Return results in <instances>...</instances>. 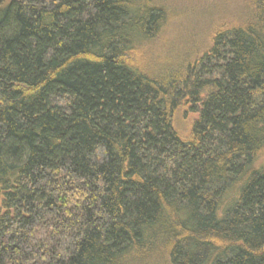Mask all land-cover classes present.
Here are the masks:
<instances>
[{
	"label": "trees",
	"instance_id": "obj_1",
	"mask_svg": "<svg viewBox=\"0 0 264 264\" xmlns=\"http://www.w3.org/2000/svg\"><path fill=\"white\" fill-rule=\"evenodd\" d=\"M242 1L149 76L166 0H0V264H264V0Z\"/></svg>",
	"mask_w": 264,
	"mask_h": 264
},
{
	"label": "rangeland",
	"instance_id": "obj_2",
	"mask_svg": "<svg viewBox=\"0 0 264 264\" xmlns=\"http://www.w3.org/2000/svg\"><path fill=\"white\" fill-rule=\"evenodd\" d=\"M166 3L169 18L160 36L155 43L138 49V58L131 60L149 76L159 75L170 64L174 66L187 52L205 49L213 28L238 19L244 4L242 0H166ZM195 117L188 106L181 107L175 113V127L186 134Z\"/></svg>",
	"mask_w": 264,
	"mask_h": 264
}]
</instances>
